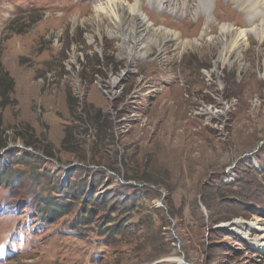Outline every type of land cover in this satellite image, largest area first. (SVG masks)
Instances as JSON below:
<instances>
[{
  "label": "rangeland",
  "instance_id": "1",
  "mask_svg": "<svg viewBox=\"0 0 264 264\" xmlns=\"http://www.w3.org/2000/svg\"><path fill=\"white\" fill-rule=\"evenodd\" d=\"M102 2L0 0V264H264V36L140 57Z\"/></svg>",
  "mask_w": 264,
  "mask_h": 264
},
{
  "label": "bare ground",
  "instance_id": "2",
  "mask_svg": "<svg viewBox=\"0 0 264 264\" xmlns=\"http://www.w3.org/2000/svg\"><path fill=\"white\" fill-rule=\"evenodd\" d=\"M100 3L101 9L107 18H112V25L108 26L110 34L123 37L122 49L125 51L136 50L135 54L140 57H147L152 47L162 50L166 48V42L182 38L184 47L188 45H199L195 43L194 37L198 33L187 34L178 28L184 27L190 18L201 17L205 12L201 6L212 8L215 3V12L227 6L230 2L236 3V12L245 15V22H248V30H238L233 24L220 22L219 35L211 36L208 29H202L201 39L209 45L214 44L221 48L219 61H231L232 51H237L238 57L242 55V50L249 46V35L254 32L260 37L264 36V0H104ZM101 2V1H100ZM89 3V2H88ZM99 3V2H98ZM210 10V9H209ZM208 10V11H209ZM195 20V19H194ZM243 20V21H244ZM178 31H177V30ZM211 25V30H212ZM138 34V36H137ZM144 36L146 41H143ZM134 40V42H132ZM247 50V49H246ZM140 52V53H137ZM132 57V56H130ZM218 62V61H217ZM216 62V63H217ZM119 77L115 78L118 82ZM208 112V111H207ZM235 229L243 231V223H238ZM235 225V224H234ZM260 230L261 236L256 243L264 249V227L248 225ZM248 228V227H247ZM245 230V229H244ZM182 262L181 259H178Z\"/></svg>",
  "mask_w": 264,
  "mask_h": 264
},
{
  "label": "trees",
  "instance_id": "3",
  "mask_svg": "<svg viewBox=\"0 0 264 264\" xmlns=\"http://www.w3.org/2000/svg\"><path fill=\"white\" fill-rule=\"evenodd\" d=\"M83 114H84V116H86V118H84V116L81 117V121H82L83 125H88L91 128V126H96V123L99 122V120H98L100 117L99 114H97L96 116H92L91 115V109H89V107L83 108ZM93 117H94V119H93ZM27 144H29V143L27 142ZM6 146H7V143L3 142L0 144V149L4 148ZM133 177H135V176H133Z\"/></svg>",
  "mask_w": 264,
  "mask_h": 264
}]
</instances>
